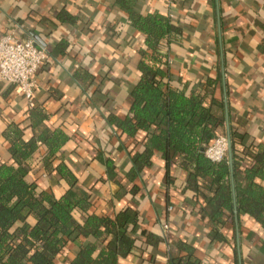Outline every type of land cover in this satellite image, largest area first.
Here are the masks:
<instances>
[{
    "label": "crops",
    "instance_id": "1",
    "mask_svg": "<svg viewBox=\"0 0 264 264\" xmlns=\"http://www.w3.org/2000/svg\"><path fill=\"white\" fill-rule=\"evenodd\" d=\"M121 1L0 0V36L32 37L49 50L35 75L33 99L16 84L0 82V159L9 158L8 125L24 122L25 138H31L27 110L42 104L50 116L47 132L61 128L70 136L59 153L97 209L113 214L130 207L140 213L136 245L116 264H172L190 252L193 264H264L261 222L237 205L221 223L213 222L206 182L193 187L178 154L167 167L164 154L154 150L152 164L134 180L128 177L133 153L150 143L144 131L129 136L109 122L110 113H129L145 38ZM131 6L167 16L182 28L183 35L163 50L171 84L200 91L220 118L211 143L220 135L232 139L233 130L243 135L236 151L244 156L243 167L252 166L247 152L264 144V0H131ZM40 148L42 160L46 148ZM109 157L117 163L118 180L107 174L103 160ZM41 160L33 162L31 177L62 192L59 177L49 175ZM73 246L66 250L70 256Z\"/></svg>",
    "mask_w": 264,
    "mask_h": 264
},
{
    "label": "trees",
    "instance_id": "2",
    "mask_svg": "<svg viewBox=\"0 0 264 264\" xmlns=\"http://www.w3.org/2000/svg\"><path fill=\"white\" fill-rule=\"evenodd\" d=\"M121 5L145 38L138 50L141 77L132 88L129 113L126 118L110 113L109 122L129 136L144 131L150 143V148L133 153L128 177L134 180L152 164L154 150L164 154L167 167L178 154L190 173V184L198 188L199 180L206 182L213 222L221 223L237 205L264 227V144L247 152L254 163L243 167L244 156L236 151L235 142L244 136L233 130V172L228 159L207 158L204 149L220 118L200 91L173 86L164 68L168 54L163 50L183 35L182 28L157 12H137L131 0H122ZM27 113L31 138H25L24 122L10 123L4 131L10 146L9 158L0 159V264H116L136 245L140 213L130 207L113 214L98 210L92 194L80 188L78 176L59 153L70 136L61 128L47 132L50 116L42 104ZM41 145L46 148L42 160ZM40 160L49 175L59 177L65 187L62 192L43 188L31 177L33 162ZM103 162L110 178L118 180L115 160L109 157ZM136 190L134 184L131 192ZM70 245H74L72 256L66 252ZM191 255H177L171 263L193 264Z\"/></svg>",
    "mask_w": 264,
    "mask_h": 264
},
{
    "label": "built area",
    "instance_id": "3",
    "mask_svg": "<svg viewBox=\"0 0 264 264\" xmlns=\"http://www.w3.org/2000/svg\"><path fill=\"white\" fill-rule=\"evenodd\" d=\"M49 58L48 47L35 38L19 39L13 34L0 36V82L16 84L19 92L29 99L35 95V75L43 62ZM229 138L218 136L204 149L205 155L212 161L229 159ZM167 234L170 226L162 225Z\"/></svg>",
    "mask_w": 264,
    "mask_h": 264
},
{
    "label": "water",
    "instance_id": "4",
    "mask_svg": "<svg viewBox=\"0 0 264 264\" xmlns=\"http://www.w3.org/2000/svg\"><path fill=\"white\" fill-rule=\"evenodd\" d=\"M229 162L230 164L232 165L233 163V152H232V139H231V136H229Z\"/></svg>",
    "mask_w": 264,
    "mask_h": 264
}]
</instances>
